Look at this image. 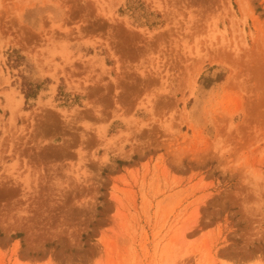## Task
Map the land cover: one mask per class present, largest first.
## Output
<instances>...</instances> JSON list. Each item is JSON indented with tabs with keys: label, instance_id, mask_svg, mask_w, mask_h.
<instances>
[{
	"label": "rangeland",
	"instance_id": "1",
	"mask_svg": "<svg viewBox=\"0 0 264 264\" xmlns=\"http://www.w3.org/2000/svg\"><path fill=\"white\" fill-rule=\"evenodd\" d=\"M0 264H264V0H0Z\"/></svg>",
	"mask_w": 264,
	"mask_h": 264
}]
</instances>
